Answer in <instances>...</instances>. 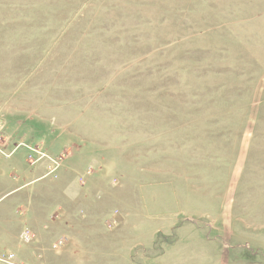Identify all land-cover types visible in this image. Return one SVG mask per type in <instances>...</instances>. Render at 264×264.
I'll return each mask as SVG.
<instances>
[{
  "label": "rangeland",
  "instance_id": "374dc122",
  "mask_svg": "<svg viewBox=\"0 0 264 264\" xmlns=\"http://www.w3.org/2000/svg\"><path fill=\"white\" fill-rule=\"evenodd\" d=\"M9 1L20 28L2 33L0 50L2 39L12 44L9 55L18 49L23 59L43 60L40 67L35 61L39 71L53 65L50 139L54 152L61 150L55 160L31 164L37 147L12 152L15 144L0 126L2 182L10 189L28 183L0 207L14 202L20 210L27 200L14 198L43 187L61 195L65 175L58 170L67 167L78 171L64 188L67 196L81 182L83 201H107L116 192L111 207L126 214L125 206L113 204L126 201L128 190L151 174L171 194L196 201L195 215L205 226L206 213L216 217L223 206L214 187L230 179L239 189L229 192L227 264H264V0ZM28 2L36 6L27 10ZM6 12L0 7V24L9 19ZM29 141L50 148L40 136ZM248 153L257 159L246 162ZM49 162L56 169L38 178ZM135 192L137 200L146 198ZM68 238V248L79 247ZM25 245L16 239L4 250Z\"/></svg>",
  "mask_w": 264,
  "mask_h": 264
},
{
  "label": "crops",
  "instance_id": "0c3cea01",
  "mask_svg": "<svg viewBox=\"0 0 264 264\" xmlns=\"http://www.w3.org/2000/svg\"><path fill=\"white\" fill-rule=\"evenodd\" d=\"M34 6L36 5L32 2L26 3L27 10ZM0 7L6 9L9 18L7 22L0 24V37L2 33L9 36V33L20 28L15 19L16 4L5 0L0 3ZM16 35L14 33L10 37L15 40ZM1 46L0 53L5 59H0V126L4 127L9 144H15L12 152L19 145H25L27 149L37 147L35 149L43 155L41 159L55 160L54 157L59 154L61 147L59 146L57 152H54L56 143L50 139L54 136L51 124L55 120L56 104L53 99L55 93L49 89L50 84L47 79L48 73L52 75L53 61L52 66L47 62L45 68L39 71L37 62L40 67V62L43 60L39 62L38 59H23L18 49L14 56L9 55L7 50L12 44L2 39ZM65 110L66 107L63 105L61 112ZM64 117L61 116L62 119ZM38 136L46 139L50 148H46L43 141H29ZM32 143L38 145L33 146ZM255 159L257 157L255 158L252 153L245 155L246 162ZM52 168H54L53 164L49 162L47 171L45 170L38 178L51 176ZM4 169L5 166L0 160V200L13 192L20 191L28 184L23 183L10 189L5 182H2ZM58 171L60 178L61 172L65 175L62 186L58 187L61 195L54 188L43 187L38 193L28 191L15 197L17 203L27 200L26 206L22 204L20 210H15L14 202L0 207V252L14 253L16 261L21 264H227L230 262L232 244L229 192L239 189L232 186L230 179L223 178L224 185L219 184L214 187L215 190L213 188L217 193L215 196L223 199L221 212L216 214V217L206 213V225L200 226V220L194 210L197 202L188 194L178 195L175 193L176 190L171 194V191L168 192L164 187L165 184L159 180L161 178H150L151 174L148 175L149 178H144L141 183L132 186L131 192L128 190L126 201L113 204V206H125V214L124 211L119 213L118 209L113 211L111 207L113 200H117L119 196L116 192L110 193L107 201H83L87 200L86 189L83 186L85 184L81 182L82 187H75L76 194L67 196L64 188H68L71 177H74L78 171L71 174V170L67 167ZM5 189L7 192H4ZM135 191L139 195L140 193L146 195V198L141 196L143 199L137 200ZM152 191L155 192V196L150 198L149 193ZM160 191H164L163 194H160ZM55 207L57 212L53 213ZM16 212L23 218L16 216ZM152 212L160 215H152ZM108 222L112 224L111 227L108 226ZM68 236L79 241L78 248L67 247ZM60 237H67V244L56 249L53 245ZM16 239L27 245L20 252L4 250L6 246H15ZM199 243L202 244V248H199ZM48 249L55 252L50 253Z\"/></svg>",
  "mask_w": 264,
  "mask_h": 264
},
{
  "label": "built area",
  "instance_id": "2783aa9c",
  "mask_svg": "<svg viewBox=\"0 0 264 264\" xmlns=\"http://www.w3.org/2000/svg\"><path fill=\"white\" fill-rule=\"evenodd\" d=\"M0 140L5 142V139H3L1 137H0ZM32 151L40 154V152L37 149H32ZM42 156L43 155L40 154L38 158L33 159V157L30 155L29 162L31 164H33V163L37 162L38 160H40L42 158ZM55 169H56V167L52 168L51 172H53ZM111 225L112 224L108 222V226L111 227ZM67 240H68L67 237H60L57 240V242L53 245V247L57 249L59 247L65 246L67 244ZM0 264H21V263L16 261V256L14 253H12V252H0Z\"/></svg>",
  "mask_w": 264,
  "mask_h": 264
}]
</instances>
